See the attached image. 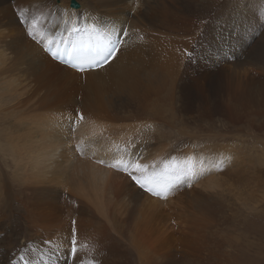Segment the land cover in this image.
Masks as SVG:
<instances>
[{"label":"rangeland","instance_id":"rangeland-1","mask_svg":"<svg viewBox=\"0 0 264 264\" xmlns=\"http://www.w3.org/2000/svg\"><path fill=\"white\" fill-rule=\"evenodd\" d=\"M69 1L0 0V45H10V42L13 41L10 35L16 31L26 33L31 27L37 28L35 32L38 30L44 33L52 31L55 26L60 24V19L67 13L65 11L70 10ZM74 1L79 4L80 8L82 7L80 12L82 14H79L80 18L93 17L98 10H104L103 7L100 9L93 0ZM139 1L141 3L144 1L143 4L146 5L144 6L145 9L142 7L144 12H146L145 10L148 12L149 9L153 10V23L148 24L141 33L142 40L137 47L138 56L143 57L142 59L146 63L147 61L149 63L154 62L150 57L153 51L146 39L151 40L152 37H155L163 40L166 44L170 53L171 64L174 66L171 89L162 90L158 93L159 110L164 117L150 119L142 112H138L136 107L142 105V98H139L140 100L135 107L127 99L129 98L127 91L119 92L116 84L107 83L103 87L87 89L84 78L80 81L77 75H69L75 81L69 83V86H60L64 92L60 89L57 91L54 87H49V89L42 87L37 92V97L32 98L37 103L31 101L34 104L31 110H36L38 107L39 109L36 110L37 112L33 111L35 113L32 112L31 115L36 114V119L41 121L48 116L55 115L58 117L62 113H72L70 119L74 118L75 123L77 120V124H80L81 120L85 121L84 118H78L79 116L82 117L83 113H88L86 120L88 119L90 122L95 121V118L88 116L99 113L102 116L111 117L102 121L103 123L106 122V125L107 122L116 119L115 121L118 123L115 121L112 123L119 126L124 124L122 128H125L126 124L128 127L140 128L141 126L137 125L139 123H153V131L139 133L135 138L144 140L145 147L150 146L149 148H157L158 150L169 144L168 152L170 154L162 158L157 169H162L166 163H177L180 166L181 159L174 158L173 155L183 156L188 151L186 157H190L191 152L194 153L196 150L219 147L220 153L227 155V158L223 162V159L219 157V165L222 171H219L221 173L214 183L216 190L211 191L203 188L204 186L200 187L201 184L196 183L198 179L190 183L182 181V183L173 184L174 192H171L170 197L160 199L161 201H170L167 204L164 202V205L158 208L159 210L155 209L153 213H148L145 204L130 208L134 220L125 226L126 238L131 240L133 236L135 237V230L132 228L137 227L136 224L140 223L137 227L143 236L141 237L140 248L147 247L150 250L149 252L153 254L151 257L155 258L154 264H264V0ZM46 2H49V7L43 6V3ZM103 6L105 8V5ZM165 9L168 10L170 22L162 20ZM41 20L45 22L42 23ZM110 21L105 19L104 25L107 26ZM113 31L85 32L107 35ZM125 31L126 28H123L122 33H119V30H116L115 33L124 36ZM35 32L32 31V35H29V39L34 43L37 41ZM76 32L79 35V27L76 28ZM136 36L138 33L134 30L129 38L128 48L131 47L130 44L134 42ZM19 41L18 43L21 44L23 39H19ZM7 48V58H10V46ZM164 50L162 49V54H158L155 59L159 68L165 59ZM127 51L122 53L124 56L122 55L117 68L124 63ZM7 60L6 64L8 62L7 66L10 69V59ZM134 65L138 66L136 63ZM157 66L152 70L156 71ZM146 69L148 72L150 71L149 74L153 72L149 70L150 67ZM6 72L5 68H0V80L3 83L10 81V76ZM139 72L140 75H144L142 71ZM145 76L140 79H144ZM225 81L228 85L225 84ZM162 82V77L158 75L154 84L161 87ZM216 82L224 84L222 88H228L227 92L231 89L236 91L240 86L241 91L247 93L246 97L250 103L247 104L248 107L238 106L236 112L239 113L238 118L229 117L230 109L227 106L233 105V103H231V98L226 96H230L231 93L222 98L220 93L219 97L216 98L211 95V91L214 90L211 87ZM143 86L144 84H141L142 88ZM52 88L53 90H51ZM42 92H46L45 97ZM46 96L50 97L51 100ZM48 99L50 102L52 101L51 104ZM22 100V105L18 106L14 102V105L11 104L10 106V109L16 108L20 111V116L27 107V104H24L26 99L23 97ZM44 100L45 103H43ZM58 100L62 101L58 102ZM198 101H201L202 104L204 102L206 107L218 104L221 106L218 112L213 110L216 113H211L208 116L202 115L205 112V105L203 104L204 107L202 108H197ZM37 104L39 106H36ZM169 106L175 110L172 121L168 117L172 113L167 111L164 113L163 111L167 110ZM92 107H96L97 111ZM40 111L42 112L41 116ZM78 113L79 115H77ZM13 122L10 121V123ZM171 122L174 125L173 130H169L168 127ZM247 122L250 123L249 128L245 125ZM180 129H183V134L179 133ZM149 140L151 142H147ZM73 144L72 147H76L75 141ZM7 149L6 146L0 147V178L11 183L10 154L5 151ZM78 149H76L77 154H79ZM143 151L141 145L130 143L118 153L128 152L131 154L134 161L130 159H128L129 163L121 161V163L124 162V165L139 163L147 166L145 171L151 173L156 168L141 160ZM230 154L237 157L235 164L231 163ZM192 157L194 158V156ZM205 159L209 161L207 156ZM112 165L110 167H113ZM238 165L239 167H237ZM132 171V168L119 167L113 174L115 176L118 173L120 179L114 177V183L111 184L115 200L117 197L119 200L125 198L128 205H131V202H136L137 198L142 200L143 194H149L134 183L131 175H129ZM203 173L204 176L210 173L207 166ZM136 175H140V173L137 172ZM56 190L66 193L65 195H68L70 191L67 186L61 185L56 186ZM128 197L133 198L129 200ZM134 197L137 198L134 199ZM148 197L150 198V196ZM131 199L134 200L131 201ZM109 206L108 211L110 212L112 206ZM137 212L139 215L136 214ZM141 215L143 217H140ZM10 217L13 215L11 214ZM137 217L139 218L136 221ZM132 247L128 245V249L124 253L128 255L126 256L128 259L130 257L135 261L137 250L135 251L136 247Z\"/></svg>","mask_w":264,"mask_h":264},{"label":"bare ground","instance_id":"bare-ground-1","mask_svg":"<svg viewBox=\"0 0 264 264\" xmlns=\"http://www.w3.org/2000/svg\"><path fill=\"white\" fill-rule=\"evenodd\" d=\"M93 2L98 4L100 9L102 7L104 9L98 10L93 17L80 18L79 14H82L80 13L82 7L80 8L76 2L78 8L72 10L71 8L70 10L68 8V10L64 9L67 13L62 16L60 24H56L57 26L52 31L44 33L38 30L35 32L37 28L31 27L28 28L26 33L22 31L14 32L10 35L13 41L8 45L10 46V58H7L8 46L0 45V68H5L7 70L6 73L10 76V84L9 82L3 83L0 80V147L6 146L8 148L5 151H8L10 154V174L12 178L11 183L0 178V264L155 263V258L151 257L153 254L149 252L150 250L147 247L140 248L141 237H143L142 232L137 228L140 223L136 224L137 227L132 228V230H135V237L133 236L134 238L132 237L131 240L126 238L125 226L128 222L134 220L131 207L145 204L148 208V213H153L155 209L163 206L164 202L167 204L170 200L168 202L161 201V197L150 193L147 195L144 192L143 198L141 197L142 200L136 197L137 201L131 202V205H128L125 202V198L119 200L117 197L115 200L113 187L111 186L114 183V177L120 179V175L117 173L114 176L113 172L119 169V167H125L124 162L121 163V161L128 162V159L134 161L130 153H118L130 143L141 145L144 150L141 160L156 168L155 172L161 171V169H157V166L161 164L162 158L170 154L168 152L169 144L167 146L162 145L163 148L158 150L157 148H149L150 146L148 148L145 147L144 140L135 138L139 133L153 131L152 125L154 124L139 123L137 125L141 126L140 128L142 129L140 130V128L128 127L126 126L127 124L125 128H122L124 124L120 126L115 125L116 123L113 124L112 122L116 119H112L106 125V122L103 123L102 121L111 117H105L99 113L88 116L95 118L93 122H90L88 119L86 120L88 113H85L86 115L83 113L82 117L85 121L81 120L80 124H77V120L75 123L74 118L70 119L72 113H62L58 117H55V115L48 116L41 121L36 119V114L31 115L33 111L39 109L38 107L36 110H31V107L34 105L31 101L37 103L32 98L37 97V92L42 87L48 89L49 87H54L55 90L60 89L63 91L64 89L60 86H69V83L75 82L69 75H77L80 81L84 78V84L87 89L103 87L107 83H111V85L116 84L118 91L120 90L119 92L127 91L129 98H126L135 107L136 103L142 98V105L136 107L138 112H142L150 119L161 118L163 116L159 110L160 101L158 93L162 90L171 89V77L173 76L174 66L171 64L169 50L163 40L152 37L151 40L146 39V42L153 51V54L149 56L152 57L154 62L149 63L147 61L146 63L142 59L143 57L140 58L137 54V47L142 40L141 33L143 29L148 24L151 25L153 23V10L149 9L148 12L147 10L144 12L142 7L146 5L143 4L144 1L141 3L139 0H93ZM103 5H105V8ZM43 6L49 7V2L43 3ZM45 13L47 14V12ZM162 17L163 21L170 22L167 9H165ZM105 19L111 20L107 26L104 25ZM41 22L45 21L41 20ZM78 27L79 35L76 32V28ZM73 28L74 30L72 31ZM123 28H126L125 32L127 35L123 36V34L115 33L116 30L122 33ZM110 30L114 31L107 35L85 32H109ZM134 30L137 31L138 36L130 44L131 47L129 49V38ZM32 31L35 32L37 38L35 43L29 39V32L32 33ZM53 38L55 40H52ZM85 38L117 42L119 51L106 66L95 71L81 73H76L64 66L62 67L60 64L58 65L44 52L45 47L48 45L56 46L58 43L71 44L76 39L82 40ZM19 39H23L21 44L18 43L20 42ZM162 49H165L163 51L165 59L161 68H159L157 61L155 63V59L158 57V54H162ZM124 51H127L124 63L117 68L121 58L124 56L122 54ZM7 59H10V69L7 66L8 62L6 64ZM135 63L138 64L137 67L134 65ZM156 66L158 67V71H153L152 69ZM149 67V70L153 71L150 74V71L148 72L146 69ZM144 69H146V73H143ZM139 71H142L144 75H140ZM158 75L163 79L161 87H157L154 84L155 78ZM144 76L145 78L141 80L140 78ZM141 84H144L143 88ZM223 85L219 82L214 83L211 87L214 88L211 91V95L216 98L219 97L220 93L222 98L224 95L231 93L230 96H226L230 97L231 103H233V105L229 104L227 106L230 109L229 117L234 116L238 118L239 113H236L238 106L248 107L247 104L250 103L246 97L247 93L241 91L242 88L240 86H237L238 89L236 91L231 89L227 92L228 88L223 89ZM205 86L207 87L208 85ZM141 91L142 93L140 94ZM45 93H43L44 97ZM23 97L26 99L24 104H27V107L20 116V111L16 108L10 109V106L14 102L18 106L22 105L24 99L22 101L21 99ZM48 98L50 99V97ZM49 99L48 102L51 100ZM38 101L40 102L41 100ZM43 103H45V100ZM89 104L91 105V103ZM203 104L201 101H198L197 108L204 107L205 112L202 115L205 114L207 116L218 112L221 106L218 104L206 107L204 102ZM36 106L39 105L37 104ZM95 108L93 109L96 110ZM163 111L164 113L165 111L170 114L172 113V115L168 116L172 121L175 112L174 108L169 106L167 110ZM41 113L40 111V116ZM18 116L20 117L18 118ZM10 121L14 122L10 123ZM169 124L170 126L167 123L169 130H173V123ZM245 125L249 128L250 123L248 124L247 122ZM179 133L183 134V129H180ZM73 141H75L76 146L74 148L72 147ZM76 149H78L79 154L76 153ZM187 153L188 151L183 156L173 155L174 158L178 157L181 159L180 167L183 168L184 172L190 173V175H184L179 183H182V181L190 183L198 179L196 183L201 184L200 187L204 186L203 188L211 191L216 190L214 183L221 173L219 172L221 170L219 157L224 162L227 155H222L220 148L217 146L196 150L194 153L191 152L190 157H186ZM206 156L209 158V161L205 159ZM235 157V155L230 154L232 164L236 163L237 157ZM112 164L115 166L110 167ZM175 164L179 166V164ZM206 166L209 168L210 173L204 176L203 170ZM173 184L175 185V183ZM173 184L170 190L162 193L167 199L174 192ZM59 185L67 186L70 193L68 192V195H65L66 193L57 191L56 186ZM136 198L134 197V199ZM134 199H131V201ZM109 205L112 206L110 212L108 211ZM146 207L143 206V208ZM11 214L13 217H10ZM142 215L140 217H143ZM138 218H136V221ZM73 221H75V224H73ZM74 228L78 241V252L76 254H72L71 252V240ZM111 231H113V234H111ZM128 245L136 247L135 261L130 257L128 259L126 257L128 255L124 253L128 249Z\"/></svg>","mask_w":264,"mask_h":264},{"label":"snow or ice","instance_id":"snow-or-ice-1","mask_svg":"<svg viewBox=\"0 0 264 264\" xmlns=\"http://www.w3.org/2000/svg\"><path fill=\"white\" fill-rule=\"evenodd\" d=\"M29 35H32V33L29 32ZM125 35H127L126 32ZM45 51L51 52L50 47L46 46ZM118 51V47L113 44V46L107 51V54L103 58V62L108 63L112 58L116 56ZM51 55L54 59H59L57 53L51 52ZM94 66L99 67L100 65L97 62L94 64ZM71 67L81 72L86 70L80 64H71ZM77 115H79V113ZM80 118L83 119V117ZM127 168L133 169V171L130 172L129 175H131L132 180L140 189H143L144 191L161 198H165L162 193L170 190L173 183L179 182L181 178L186 174L190 175V173H185L183 168L176 165L175 163H166L158 173L155 171L151 173L146 172L145 169L147 168V166L141 165L139 163L127 164L125 165V169ZM137 172H139L140 175H136ZM73 224H75V221H73ZM71 252L72 254H76L78 252V241L76 239L75 228L73 229V236L71 240Z\"/></svg>","mask_w":264,"mask_h":264},{"label":"water","instance_id":"water-1","mask_svg":"<svg viewBox=\"0 0 264 264\" xmlns=\"http://www.w3.org/2000/svg\"><path fill=\"white\" fill-rule=\"evenodd\" d=\"M70 8H71V9H77V8H78V4H77L75 1L72 0V1L70 2Z\"/></svg>","mask_w":264,"mask_h":264}]
</instances>
